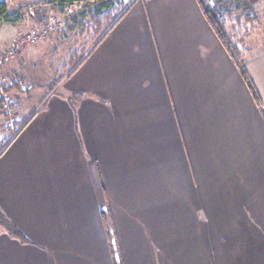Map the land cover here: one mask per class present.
<instances>
[{
    "label": "crops",
    "instance_id": "1",
    "mask_svg": "<svg viewBox=\"0 0 264 264\" xmlns=\"http://www.w3.org/2000/svg\"><path fill=\"white\" fill-rule=\"evenodd\" d=\"M56 87L0 108V264H264V115L198 0H137Z\"/></svg>",
    "mask_w": 264,
    "mask_h": 264
},
{
    "label": "rangeland",
    "instance_id": "2",
    "mask_svg": "<svg viewBox=\"0 0 264 264\" xmlns=\"http://www.w3.org/2000/svg\"><path fill=\"white\" fill-rule=\"evenodd\" d=\"M253 1L260 2V0ZM6 2L8 12L16 17L19 16L21 20L17 22L0 21V32L16 31L19 32L18 35H22L32 29H40L46 23L52 27V30L37 42L26 45L16 60L0 65V97L8 94L4 92L2 84H20L21 90L10 92L9 96H12V100L15 98L19 100L17 107L14 106V108H18V111L23 113V109L39 104L37 99L44 98V95L57 94L62 91L63 88L56 87L60 81L55 71L58 70V74L65 73L63 65L71 52L91 48L88 46V39L80 37V32H73L70 28L73 27L72 18L89 8V4H80L75 8L72 4L65 6L52 4L50 0H12V2L6 0ZM125 3L129 4L126 1ZM261 14L263 28L260 32L262 34L258 35L256 41L254 40L256 43L264 41V14L263 12ZM252 42L253 39L248 41L249 47ZM12 44L13 41L0 47V53ZM30 96H34L32 101H28ZM4 117L7 127L6 115Z\"/></svg>",
    "mask_w": 264,
    "mask_h": 264
},
{
    "label": "trees",
    "instance_id": "3",
    "mask_svg": "<svg viewBox=\"0 0 264 264\" xmlns=\"http://www.w3.org/2000/svg\"><path fill=\"white\" fill-rule=\"evenodd\" d=\"M52 4L65 6L73 3L89 4V8L74 16L71 20L73 32H80V37L88 39V46L91 48L75 50L65 60V73L58 75L59 81L66 76L71 77L84 63L90 52L105 39L114 26L130 11L135 4L134 1L126 4L125 0H50ZM202 12L216 34L222 46L226 49L231 59L241 72L253 97L264 115V108L251 79L245 69V58L250 47L248 41L260 32L262 27V14L250 0H198ZM18 16V15H17ZM14 14L8 12L5 3L0 2V20L10 21ZM19 17V16H18ZM19 20V19H18ZM18 85V88L16 86ZM2 84L3 94L9 96L10 92H19L20 84ZM18 99L12 100L13 107H17ZM5 102L4 96L0 97V108ZM5 231L13 236L20 237V234L11 220L0 209V232Z\"/></svg>",
    "mask_w": 264,
    "mask_h": 264
},
{
    "label": "built area",
    "instance_id": "4",
    "mask_svg": "<svg viewBox=\"0 0 264 264\" xmlns=\"http://www.w3.org/2000/svg\"><path fill=\"white\" fill-rule=\"evenodd\" d=\"M12 2V0H9ZM127 3H132L136 0H125ZM0 2L5 3L6 0H0ZM7 3V2H6ZM71 5V4H70ZM72 5H75V8H77L80 3H73ZM19 17H11V22H17L21 19ZM4 19H1L0 21H3ZM52 30V27H50L47 23L43 25L40 29H32L29 32L18 35L14 40L13 44L8 48L5 49L3 52L0 53V65L11 63L14 60L17 59V56L20 54L21 50L29 44H33L37 42L40 38L47 35L49 31ZM5 102L3 104V110L6 115V125L7 127L13 128L16 126L18 122V115L15 110V108L12 105V98L8 97L7 95H4ZM6 150V146L0 144V154H2Z\"/></svg>",
    "mask_w": 264,
    "mask_h": 264
}]
</instances>
